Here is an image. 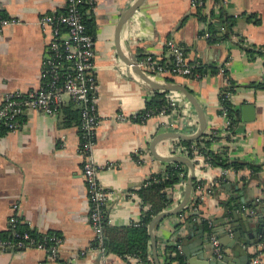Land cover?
<instances>
[{"label":"crops","instance_id":"1","mask_svg":"<svg viewBox=\"0 0 264 264\" xmlns=\"http://www.w3.org/2000/svg\"><path fill=\"white\" fill-rule=\"evenodd\" d=\"M136 1L97 0L96 6L88 9L95 24L97 86L94 93L100 117L93 157L102 167L100 183L111 193L106 222L117 228L139 225L144 210L149 208L143 203L139 189L150 177L168 168V162L153 155V139L164 132L192 135L199 129L196 107L180 90H160L167 92L168 99L174 95L180 98L177 110L166 116L141 119L147 101L158 89L128 66L118 54L116 43L118 21ZM65 5L66 0H0V13L19 19L0 33V104L8 91L29 93L42 85L50 32L39 25V17L62 12ZM198 5H203L208 20L196 13ZM228 17L232 27L226 24ZM211 24L226 36L212 40ZM170 39L183 46L188 58L197 64V71L190 76L164 73L154 79L187 86L203 107L206 131L225 132L227 124L221 104L224 93L229 90L237 123L234 132L214 141L211 149L226 152L229 161L258 165L260 169L256 172L248 167L234 170L228 174L229 183L216 185L225 168L205 166L203 156L192 160L196 180L203 184L194 194L192 191L189 201L192 203L187 207L193 206V198L201 197L199 206L185 215H170L156 225L158 254L164 255L168 246L178 249L191 229L194 233L190 236L191 250L202 248L205 258L213 260L210 235L215 233L221 240L220 233L227 231L233 239L236 230L242 229V215L251 219V227L263 228L261 233L254 232L255 243L248 244L242 238L233 248L222 244L227 256L249 255L250 259L264 234V54L261 52L264 0H144L120 30L122 52L133 60L152 53L162 61H170L173 58L167 44ZM247 104L252 106L240 111ZM78 108V103L65 96L58 113L28 111L19 129L0 136V234L8 235L12 221L16 220L22 230L56 234L63 240L60 261L45 251L28 247L1 250L0 264L145 263L133 254L121 256L107 249L104 253L95 250L97 240L88 219L89 202L80 154ZM117 114H123L126 119L113 118ZM176 145H180L178 138H167L155 149L165 157H189L176 152ZM189 174L188 166V177ZM187 180L175 185L171 191L173 203L163 211L180 204ZM227 184L234 187L228 189ZM241 199L244 202L236 206ZM244 205L256 209V215L244 211ZM233 212L239 215L237 219ZM189 216L191 221L184 223ZM231 220L236 226H231ZM262 253L264 260V249ZM146 259L155 264L151 240ZM159 260L164 264V259Z\"/></svg>","mask_w":264,"mask_h":264},{"label":"built area","instance_id":"2","mask_svg":"<svg viewBox=\"0 0 264 264\" xmlns=\"http://www.w3.org/2000/svg\"><path fill=\"white\" fill-rule=\"evenodd\" d=\"M83 3L88 5V9H93L97 0H66L62 12L45 13L39 17V25L50 32L49 43L43 60L42 85L29 93L8 91L0 104V124L7 127L8 131H15L21 127V117L28 111H38L48 115L58 113L65 101V96L70 97L80 105L82 115L80 154L83 158V176L89 202L88 219L97 240L95 250L104 253L106 252L104 219L111 193L100 183L99 172L102 167L95 162L93 157L97 142V130L100 124L94 93L97 86L95 72L97 68L95 60L96 41L95 37L87 31L81 7ZM17 22H19L18 18L0 13V33L6 26ZM167 44L173 53V58L170 61L165 62L152 53H146L135 59V64L153 79L164 73L183 76L195 74L197 64L188 58L183 46L177 44L173 39L168 40ZM261 52L264 54V45L261 46ZM128 66L132 68L131 64ZM231 96L229 90L224 93L226 99L231 98ZM179 99L175 95L171 96L168 103L159 110L142 113L141 119L166 116L167 113L177 110L180 105ZM221 107L226 118V130L223 133L216 132L215 129L210 130V133L220 138L218 141L221 140V137L223 138V135L233 133L231 129L232 118L227 115L224 104H221ZM113 118L119 121L126 119L123 114L114 115ZM174 126L175 124L172 125V127ZM174 149L176 152L187 156L191 152L194 155L192 160H197L203 156L198 152L196 145L190 147L176 145ZM203 161L205 166H211L205 157ZM234 170L238 171L234 168H225L221 179L225 183H229L228 174ZM219 180L215 182L216 185L221 184ZM201 187L202 185H199L197 189L199 190ZM243 210L251 216H255L257 213L256 209L248 207V205H244ZM17 225L16 220H13L11 224L13 239L0 237V251L35 247L45 251L53 259L59 256L63 242L61 237L45 236L42 241L37 243L29 233L18 231ZM136 225L138 224L136 223ZM210 238L212 259L223 261L227 257L225 246L215 233L211 234ZM48 242H52L51 246L48 245ZM263 249L264 234L261 235L257 250L247 264H264ZM178 251L183 255L180 245ZM85 253L86 251L82 254ZM186 263L190 264L188 259ZM67 264H73V262L70 261ZM144 264H153V262L151 260V262Z\"/></svg>","mask_w":264,"mask_h":264},{"label":"trees","instance_id":"3","mask_svg":"<svg viewBox=\"0 0 264 264\" xmlns=\"http://www.w3.org/2000/svg\"><path fill=\"white\" fill-rule=\"evenodd\" d=\"M84 21L87 27V31L90 32L94 36V19L91 14H88V5L81 4ZM201 19H209V16L203 11V5L197 6L196 12ZM4 15V14H3ZM211 15H214L212 13ZM223 16V14H222ZM229 27H232V21H229V17L225 18ZM258 21V19H257ZM212 34L209 36L212 40H217L219 38L225 37V34H219V30L215 29L214 26L210 27ZM95 37V36H94ZM197 71V70H196ZM76 103V102H75ZM168 103L167 92L156 90L154 95L147 101V106L143 113L156 111L159 108H162L164 105ZM222 104L226 107L227 115L232 118L231 129L234 132V127L237 123V119L235 118L233 104L229 99L223 97ZM68 112V110H65ZM78 118L80 119L81 124V108H78V112L76 113ZM23 117V116H22ZM21 117V119H22ZM8 129L4 125L0 124V136L3 132H7ZM217 132V130H216ZM230 138V136H227ZM220 139L218 136L210 133V130L206 131L200 138L194 141L182 140L178 139L180 145H184L190 147L192 145L197 146V150L200 154H202L206 160L210 163L211 166H220L223 168H234L236 170L242 168H251L254 172L258 171L260 167L257 165L240 162L237 160L229 161L226 152H215L211 149V144L214 141ZM189 158L194 159V155L190 152ZM168 168L162 174L153 175L148 180L145 181L144 185L139 189L140 197L143 199V203L145 205H149V208L145 209L143 212V217L138 226H129V227H111L107 224V219L105 216L104 219V237H105V247L107 251L116 253L118 255L124 256L127 254H133L138 257H141L145 263L151 262V260L146 259L148 252L150 251V240L151 235L149 233V224L152 219L158 215L164 209L170 207L173 203L172 199V190L176 184L180 183L182 180L188 178V166L187 164L180 161H172L167 163ZM221 184L225 183L223 179L219 180ZM198 180H194L193 183V194L196 192L197 187L202 185ZM196 198V197H195ZM201 198V197H200ZM193 198V206H188L184 210L180 211L179 214H184L187 212H194L195 208L199 206V201ZM192 201L189 203L191 204ZM194 215V214H193ZM190 218H186L184 223L191 221ZM183 223H179L178 226H182ZM17 230L20 232H27L31 235L33 239L38 243L43 240L45 236H58L56 234H39L36 232H28L22 230L19 225H17ZM53 233V232H51ZM13 230H10L9 234H0V237L6 239H13ZM59 237V236H58ZM52 242H48V245L51 246ZM97 244V241H95ZM159 258L164 259V264H171L173 262H177L178 264H187L185 256L181 255L176 246H168L165 250V254L159 255ZM56 260L60 261L59 256ZM64 264V262L62 263Z\"/></svg>","mask_w":264,"mask_h":264},{"label":"water","instance_id":"4","mask_svg":"<svg viewBox=\"0 0 264 264\" xmlns=\"http://www.w3.org/2000/svg\"><path fill=\"white\" fill-rule=\"evenodd\" d=\"M143 1L144 0H137L136 2H134L132 4V6L127 8V10L121 15V17L118 21L117 30H116V43H117L118 54L120 55V57L122 59L125 60V62L127 64H131L133 70H135L141 76V78H143L151 86H153V88L158 89V90H180V91L184 92L186 94V96L188 97V99L196 107V110H197V113L199 116V129L196 133H194L192 135H186V134H183L180 132H175V131L164 132V133L157 135L153 139V142L151 144L152 153L158 160L164 161V162L180 161V162L187 164L189 166V169H190V174H189V177L187 180L185 193H184L183 199L181 200L180 204L178 206L174 207L173 209H168V210L162 211L161 213L156 215L152 219V221L150 222V225H149V232L151 235V245L153 248L154 263L155 264H161V262L159 260L158 249H157V240L154 236V229H155L156 225L159 222H161L163 219H165L166 217H168L170 215H176L180 211L184 210L187 207V205L191 199L193 183H194V180L196 179V167H195V163L189 157H186L183 155H177V156H173V157H165V156L159 155L157 153L155 147L161 140L167 139V138H178V139L189 140V141L197 140L206 132L207 118H206V115H205V112L203 110L201 103L199 102V100L197 99L195 94L187 86H185L184 84H181V83H177V82L176 83L175 82L174 83H161V82L156 81L155 79L151 78L141 67H139L137 64H135V60H133L132 58H128L122 52V48L120 46L121 26L135 12V10L142 4ZM249 106H252V105L247 104V105L242 106L240 108V111L247 110V108H250ZM245 120H251V119H245ZM226 187L229 189L231 187H234V185L227 184ZM243 202H244V199H241L240 201H238L236 206L239 205L240 203H243ZM233 215H234V219H237V217L239 216V215L235 214V212H233ZM240 216L243 219V221L241 222L242 223V229L236 230V232L233 235V239H231V237L228 235L227 231H222L220 233V235L222 236L221 237L222 243L226 244L229 248L235 247L236 243L242 238H245L247 240L248 244L253 245L255 243V233L254 232L257 231L258 233H261L263 231V228L257 229V228L251 227V225H250L251 219L248 216H244V217L242 215H240ZM233 221L234 220H231V222H230L232 227L236 226L233 224L234 223ZM262 221H264V219H262ZM201 228L204 229V226H201ZM188 231H189V233H186L185 237L182 239V244H181L182 247L181 248H182L183 255L189 260L190 264H247L248 263L249 255H244L240 258H236L233 256H227L223 261L207 260L204 256V253L202 252V250H203L202 248L199 250H195V251L191 250L192 245H191V243H189L191 240L190 236H191V234H194V233L191 232V229ZM202 233H203V230H202Z\"/></svg>","mask_w":264,"mask_h":264}]
</instances>
